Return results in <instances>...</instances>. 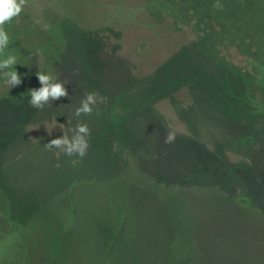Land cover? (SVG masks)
I'll use <instances>...</instances> for the list:
<instances>
[{
    "label": "trees",
    "instance_id": "16d2710c",
    "mask_svg": "<svg viewBox=\"0 0 264 264\" xmlns=\"http://www.w3.org/2000/svg\"><path fill=\"white\" fill-rule=\"evenodd\" d=\"M220 2L222 10L213 7L216 0H26L21 14L4 26L8 33L16 29L14 68L22 83L9 89L0 78V102H13L21 113H42L46 105L38 110L29 104L36 73L75 62L94 88L85 91L105 94L109 113L100 99L92 106L90 117L101 118L91 137L100 139L93 151L99 161L77 166L65 187L66 208L51 217L19 210L15 188L0 175V264H43L41 256L48 264H65L66 235H81L75 225L83 218L85 191L127 173L144 175L142 124L152 123L155 114H208L215 125L219 116L246 125L253 140L264 138V0ZM11 39L5 56L15 53ZM8 140L0 136V152ZM211 148L219 147L213 141ZM233 148L227 162L219 148L212 179L229 182L240 175L244 163ZM130 162L135 168L128 169ZM136 208L127 200L114 211V236L132 223Z\"/></svg>",
    "mask_w": 264,
    "mask_h": 264
},
{
    "label": "rangeland",
    "instance_id": "374dc122",
    "mask_svg": "<svg viewBox=\"0 0 264 264\" xmlns=\"http://www.w3.org/2000/svg\"><path fill=\"white\" fill-rule=\"evenodd\" d=\"M15 32L14 27L8 33L14 56L19 43L13 42ZM46 74L64 82L70 95L50 101L40 114L34 110L21 113L13 102H0V136H9L0 152V175L15 188L18 209L41 213L44 219L57 208H66L64 195L77 166L98 163L93 151L100 139L91 137L101 120L98 114L74 115L87 94L85 90L94 89L79 64H64ZM35 83L36 89L42 87ZM104 96L96 100L100 99L101 109L108 114V98ZM207 115L184 117L160 112L151 117L152 123L142 124L144 175L127 173L85 191L83 218L75 225L81 235L79 239L66 235L65 264H264V138L253 140L246 125L219 116L213 119L215 125ZM79 123L90 130L83 158L45 149L44 144L64 135L54 125L62 124L68 131ZM169 131H174L176 138L166 144ZM220 131L230 139L218 138ZM213 141L225 162L234 146L240 150L238 159L244 166L229 182L212 179L218 170L215 161L221 159L219 148H211ZM126 165L135 168L131 162ZM141 186L144 191L139 190ZM127 200L137 208L132 223L117 237L113 235L112 216ZM40 260L48 264L44 256Z\"/></svg>",
    "mask_w": 264,
    "mask_h": 264
},
{
    "label": "clouds",
    "instance_id": "9594fccd",
    "mask_svg": "<svg viewBox=\"0 0 264 264\" xmlns=\"http://www.w3.org/2000/svg\"><path fill=\"white\" fill-rule=\"evenodd\" d=\"M26 0H0V78H3L4 85L11 89L22 83L20 74L16 71L14 66L17 65V57L12 54L5 56V50L9 45V34L5 29V25L18 17L24 6ZM216 9H223V4L220 0H216L213 5ZM39 82L42 87L32 89L29 92V104L38 110H43L45 105L50 101H57L62 97L68 96V91L64 82L58 81L51 74L44 72H37ZM97 102L95 93H87L81 100L80 106L75 109L74 115L80 117L81 115H90L93 111L92 106ZM59 127L63 130L64 135L60 138L52 139L50 142L44 144L45 149L51 151L58 149L67 156H79L83 158L87 154L89 143L87 137L90 135L88 126L84 123H79L75 127L64 130V125H54V128ZM48 129V128H47ZM49 131L51 134L52 131ZM71 132V135H69ZM176 138L174 131H169L165 137L166 144L173 143Z\"/></svg>",
    "mask_w": 264,
    "mask_h": 264
}]
</instances>
